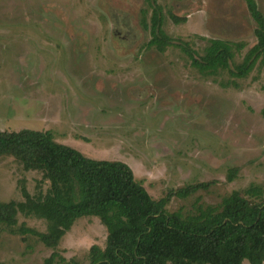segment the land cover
<instances>
[{
  "label": "rangeland",
  "instance_id": "1",
  "mask_svg": "<svg viewBox=\"0 0 264 264\" xmlns=\"http://www.w3.org/2000/svg\"><path fill=\"white\" fill-rule=\"evenodd\" d=\"M155 7L172 43L164 52L147 46ZM256 28L244 0H0V130L49 131L87 158L122 162L153 200L172 194L168 213L217 214L233 192L264 189V66L245 79L204 76L181 49L241 44L238 64ZM21 184L31 196L49 188L1 158L0 202H22ZM16 219L0 226V264H45L53 253V264H89L90 248L105 247L94 217L55 249L19 233L45 232L44 221Z\"/></svg>",
  "mask_w": 264,
  "mask_h": 264
},
{
  "label": "trees",
  "instance_id": "2",
  "mask_svg": "<svg viewBox=\"0 0 264 264\" xmlns=\"http://www.w3.org/2000/svg\"><path fill=\"white\" fill-rule=\"evenodd\" d=\"M255 21L256 44L235 58L243 46L219 39L207 40L202 55L184 47L190 64L204 76L226 72L245 79L257 63L264 66V16L255 0H244ZM174 23L183 22L171 16ZM160 7L151 15L148 47L164 52L172 43L163 32ZM144 29L148 26L142 21ZM11 157L24 171L38 172L49 188L30 195L20 186L22 202H0V226L13 227L18 213L45 222V232L20 228L21 236L36 238L55 249L74 223L94 217L106 230L104 249L92 246L89 264H264V189L251 185L245 197L233 192L221 211H200L183 217L168 213L167 196L153 200L119 161L95 160L54 141L49 131L0 130V159ZM231 173L228 180H231ZM177 195L182 197L181 192ZM247 197V198H246ZM56 253L44 261L53 264Z\"/></svg>",
  "mask_w": 264,
  "mask_h": 264
}]
</instances>
